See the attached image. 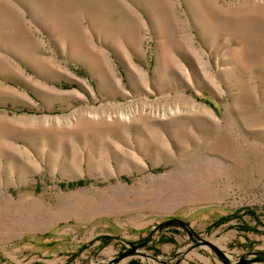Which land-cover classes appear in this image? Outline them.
<instances>
[{
  "label": "rangeland",
  "instance_id": "rangeland-1",
  "mask_svg": "<svg viewBox=\"0 0 264 264\" xmlns=\"http://www.w3.org/2000/svg\"><path fill=\"white\" fill-rule=\"evenodd\" d=\"M173 217L116 264L264 252V0H0V264H106Z\"/></svg>",
  "mask_w": 264,
  "mask_h": 264
},
{
  "label": "water",
  "instance_id": "water-1",
  "mask_svg": "<svg viewBox=\"0 0 264 264\" xmlns=\"http://www.w3.org/2000/svg\"><path fill=\"white\" fill-rule=\"evenodd\" d=\"M166 226H178L183 228L189 235L192 234L191 228L189 227L186 221L176 217L169 218L165 221L158 223L141 242L130 244L126 250L120 252L118 256L111 258L106 264H116L119 261H121L123 258L139 252V249L149 244L153 234L156 231ZM200 243L208 245L214 251V253L219 258V260H221L224 264H248V263L264 260V252L258 251V252H254L253 253L254 256L249 259H241L237 262H231L226 258L225 254L210 241L205 239H200Z\"/></svg>",
  "mask_w": 264,
  "mask_h": 264
}]
</instances>
